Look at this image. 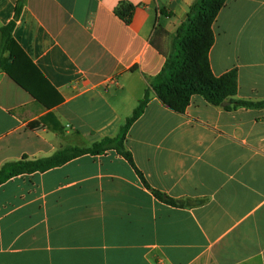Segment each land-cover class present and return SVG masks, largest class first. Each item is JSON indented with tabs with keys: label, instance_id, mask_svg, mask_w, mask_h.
<instances>
[{
	"label": "crops",
	"instance_id": "1",
	"mask_svg": "<svg viewBox=\"0 0 264 264\" xmlns=\"http://www.w3.org/2000/svg\"><path fill=\"white\" fill-rule=\"evenodd\" d=\"M193 3L25 0L13 36L63 99L47 109L0 69V170L116 137L147 90L125 141L144 180L115 149L9 178L0 264H264V108L194 95L178 113L152 86ZM15 4L0 0V28ZM213 30V73L264 100V0H227Z\"/></svg>",
	"mask_w": 264,
	"mask_h": 264
},
{
	"label": "trees",
	"instance_id": "2",
	"mask_svg": "<svg viewBox=\"0 0 264 264\" xmlns=\"http://www.w3.org/2000/svg\"><path fill=\"white\" fill-rule=\"evenodd\" d=\"M226 2L227 0H194L186 19L172 38V49L167 55L164 67L152 81V86L162 103L178 113L186 111L194 95H201L208 102L227 110L238 107L264 108V100L236 98L238 93L236 70L220 76H216L212 71L209 54L215 42L213 24ZM24 5L25 0H16L13 19L0 28V69L44 107L51 109L62 102L61 94L51 85L13 36ZM135 10L136 6L122 1L115 12L130 24ZM148 101L149 93L146 90L116 137H105L89 147H66L48 157L32 160L24 156L18 161L6 163L0 170V184L19 174L46 171L78 156L88 153L100 154L109 149L120 152L144 180L125 141L131 125L144 112ZM155 193L168 204L179 203L165 193L160 191Z\"/></svg>",
	"mask_w": 264,
	"mask_h": 264
},
{
	"label": "rangeland",
	"instance_id": "3",
	"mask_svg": "<svg viewBox=\"0 0 264 264\" xmlns=\"http://www.w3.org/2000/svg\"><path fill=\"white\" fill-rule=\"evenodd\" d=\"M172 38H173V36L170 38L171 40H169V42H166V44H165V48H166V50L168 51V54L171 52V46H170V42H172ZM10 83H15V82H13V81H11V80H8Z\"/></svg>",
	"mask_w": 264,
	"mask_h": 264
}]
</instances>
